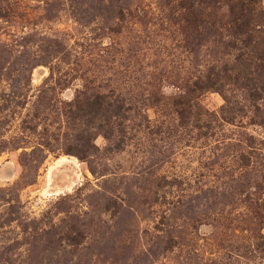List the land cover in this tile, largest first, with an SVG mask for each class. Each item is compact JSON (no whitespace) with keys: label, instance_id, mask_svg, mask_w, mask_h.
Here are the masks:
<instances>
[{"label":"rangeland","instance_id":"rangeland-1","mask_svg":"<svg viewBox=\"0 0 264 264\" xmlns=\"http://www.w3.org/2000/svg\"><path fill=\"white\" fill-rule=\"evenodd\" d=\"M164 1L0 9V264H264V129L147 105L189 62Z\"/></svg>","mask_w":264,"mask_h":264},{"label":"trees","instance_id":"trees-1","mask_svg":"<svg viewBox=\"0 0 264 264\" xmlns=\"http://www.w3.org/2000/svg\"><path fill=\"white\" fill-rule=\"evenodd\" d=\"M261 1L165 0L160 25L166 24L175 49L186 54L189 62L178 66L185 74L176 80V92L157 96L151 91L147 105L168 107L180 123H187L185 118L189 114L208 113L199 97L207 91H216L223 98L218 114L224 123L241 125L245 118L246 124L264 129V119L259 116L264 99ZM8 3L0 0V9L8 8ZM112 99L107 102V121L111 127L105 135L113 133L115 119L124 117L120 112L124 106L119 105L115 96Z\"/></svg>","mask_w":264,"mask_h":264}]
</instances>
